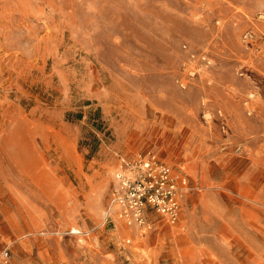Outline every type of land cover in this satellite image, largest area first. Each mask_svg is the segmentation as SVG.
<instances>
[{
	"label": "rangeland",
	"instance_id": "rangeland-1",
	"mask_svg": "<svg viewBox=\"0 0 264 264\" xmlns=\"http://www.w3.org/2000/svg\"><path fill=\"white\" fill-rule=\"evenodd\" d=\"M149 151L180 217L130 226ZM0 264H264V0H0Z\"/></svg>",
	"mask_w": 264,
	"mask_h": 264
},
{
	"label": "built area",
	"instance_id": "built-area-1",
	"mask_svg": "<svg viewBox=\"0 0 264 264\" xmlns=\"http://www.w3.org/2000/svg\"><path fill=\"white\" fill-rule=\"evenodd\" d=\"M254 36L253 31L244 35L246 41H252ZM115 180L111 209L128 225H146L149 212H157L172 223L179 219L187 178L180 177L152 152L125 160L124 167L115 173Z\"/></svg>",
	"mask_w": 264,
	"mask_h": 264
}]
</instances>
